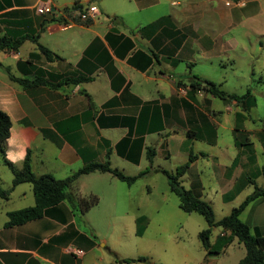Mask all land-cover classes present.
<instances>
[{"label": "crops", "instance_id": "obj_1", "mask_svg": "<svg viewBox=\"0 0 264 264\" xmlns=\"http://www.w3.org/2000/svg\"><path fill=\"white\" fill-rule=\"evenodd\" d=\"M47 1L57 14L64 13L63 21L88 4H96L101 13L88 24L75 18L63 28V21L53 20V14L37 13V4ZM229 1L234 0H110L111 5L106 0H0V36H27L17 50H2L0 62L15 76L48 81L24 87L0 67V109L12 121L5 157L19 168L30 150L35 172L49 162L46 150L52 146L54 169L66 177L89 161L103 162L107 150L110 162L116 155L121 169L127 171L130 164L137 174L166 169L154 165L158 158L166 161L180 155L186 162L192 152L197 156L181 181L202 198L206 174L222 189L224 201L235 200L249 184L264 186V0ZM75 4L79 8L69 14L63 11ZM126 7L148 12L149 22L128 25ZM103 14L106 19H101ZM113 16L118 17L117 24L111 21ZM152 22L156 26L140 29ZM36 35L61 58L48 60L30 38ZM138 49L150 55L154 51L158 58L149 65L142 55L130 62ZM191 74L219 83L228 93L242 95L250 89L255 104L247 105L249 96L239 103L203 90L190 97L188 88L178 87L176 81L186 82ZM79 75L92 78L59 87L50 84ZM148 147L155 151L151 163ZM0 157L5 163L1 152ZM21 184L6 197L0 195V264H83L93 247L107 246L106 241L99 243L97 233L80 228L68 200L41 218L5 226L9 211L35 202L34 194ZM236 185L242 189L225 198ZM240 217L252 231L264 235V196L252 200ZM216 227L212 243L223 232ZM77 242L85 243L83 248L74 246ZM233 242L242 254L222 264H238L246 254L242 242L237 238ZM107 248L104 264L154 263L150 256H146L150 261L124 262L126 255L112 244ZM216 255L207 254L200 240L197 251L170 253L162 264H221Z\"/></svg>", "mask_w": 264, "mask_h": 264}, {"label": "rangeland", "instance_id": "obj_2", "mask_svg": "<svg viewBox=\"0 0 264 264\" xmlns=\"http://www.w3.org/2000/svg\"><path fill=\"white\" fill-rule=\"evenodd\" d=\"M106 3L111 5L110 0H106ZM125 4L131 6L130 2ZM124 10L125 22L130 26L146 24L150 20L148 12L147 15L143 12L135 11V13L128 7ZM101 17V19H106L104 14ZM52 149L51 146L46 150L49 154V162L44 165L40 164L35 168V172L37 174L50 172L56 178H64V173L54 169ZM121 161V158L115 155L111 160V165L121 169L119 167L122 166ZM183 162L184 158L176 155L166 161L158 158L154 165L164 166L165 170L175 172L176 166ZM121 170L129 175L137 174L135 167L130 164L127 166V171ZM0 177V185L3 188L7 189L12 185V171L1 157ZM204 180L206 189L203 190V198L211 203L217 218L227 215L255 189L254 183L249 184L235 200L224 201L222 189H219L214 181H209L207 174ZM182 184L185 186L188 183L185 180ZM21 185L24 189H30V195L33 196L32 185L29 182H23ZM73 188V191L86 198L93 195L98 197L97 204L91 207L84 216L78 212L76 218L81 229L97 233L101 238L99 243L106 241L107 244V246L96 245L94 249L88 251L83 264H104L106 259L103 258L108 252L109 244L129 258H137L141 255L150 256L157 264L169 260L170 253L195 252L200 247V237L197 231L206 228L207 222L198 212H186L179 207V198L170 190L168 177L162 171L156 173L149 168L147 174H143L131 185L109 172L94 171L82 178L80 182L76 181ZM139 216L145 217L143 235L137 234ZM219 227L221 226L216 229ZM232 242L226 250L216 255L218 259H221V264L236 261L241 256L242 252L238 249L237 242ZM75 244L74 246L83 248L85 243Z\"/></svg>", "mask_w": 264, "mask_h": 264}, {"label": "trees", "instance_id": "obj_3", "mask_svg": "<svg viewBox=\"0 0 264 264\" xmlns=\"http://www.w3.org/2000/svg\"><path fill=\"white\" fill-rule=\"evenodd\" d=\"M77 8H79V6L75 4L72 7L64 8L63 11L69 14ZM52 18L56 21L64 20L63 15L60 17L53 16ZM91 20L92 19L82 22L88 24L91 22ZM117 20V16L111 17V21L114 24L118 23ZM156 23L157 22L149 23L140 27V29L142 31H145L156 26ZM25 38H27V36L13 39L6 35H1L0 52L4 49L17 50L23 43ZM30 38L34 42H36L37 48L45 55L48 60L61 58L58 53H55L47 46L40 43L38 41L37 35L30 36ZM128 41V43H130V47H133L135 45L132 40L128 39ZM151 54L152 55L147 54L145 51L138 49V51L133 54V56L129 57V61L134 63V58L140 57L139 55H142L141 57L145 59V65H149L153 62V57L155 59L158 58L156 52L152 51ZM0 67L5 70L12 81L17 82L24 87L48 83V81L41 76L36 77L34 80L15 76L11 73L10 69L7 66H4L1 62ZM91 78V76L79 75L66 77L58 83L50 84L53 87H59L62 83L77 84L84 80H90ZM176 83L178 87L186 86L188 88L187 93L190 95V97H192L196 92L203 90L224 100L235 99L239 103L245 101V99L249 96L251 100L247 105L255 104V97L252 96L250 89L242 95L236 93H228L221 88L219 83L210 79L201 78L196 74H191L186 82L183 81V79H178ZM11 125L12 121L9 114L6 111L0 109V152L5 163L13 173L11 187L6 189L0 185V195L2 197H6L7 193L16 185L23 182H29L32 185L35 202L33 205L9 211L8 220L5 223V226L7 227L21 225L28 221L41 218L49 208L56 206L63 200L69 201L75 214H77L78 212L81 215L84 214L92 206L97 204L98 197L93 195L90 198H86L73 191L74 184L83 174H88L94 171L109 172L114 177L118 178L121 181H125L129 185L133 184L139 177L144 174V171H141L136 175H129L121 169L113 167L110 162V150H107L106 158L103 162L97 160L89 161L64 178H56L50 173L36 174L32 169L30 150H28L22 166L18 168L5 157L6 142L7 138L10 135ZM154 152V147H148L147 157L150 163L153 160ZM196 156L197 155H194L191 152L189 160L177 166L175 172H170L165 169L162 170V172L165 173L168 177L170 190L174 192L179 198V207L186 212H198L206 220L207 227L199 232V237L203 247L207 250V254H219L234 240V238H237L238 241L242 242L246 248V254L240 259L238 264H264V235L257 229L255 231H252L250 225L247 222L243 221L240 217L241 212L252 200L260 196H264V186H259L255 183V189L252 193L247 195L238 206L232 208V210L227 215H224L223 217L217 219L211 203L195 194L192 189L186 188L182 184L181 176L186 172V170L190 166L191 161L196 158ZM246 180L248 183L254 182L251 181L250 178H247ZM241 189V185H236L234 189H232L227 195H225V198L235 195ZM144 219V216H139L137 218L138 235H142L144 232ZM216 226H221L223 232L218 234L215 242L212 243L210 240V236L212 233V229ZM92 237L96 238V235L92 234ZM121 260L128 263L135 261H150L146 256H139L137 258L127 257ZM153 264L157 263L154 262Z\"/></svg>", "mask_w": 264, "mask_h": 264}, {"label": "built area", "instance_id": "obj_4", "mask_svg": "<svg viewBox=\"0 0 264 264\" xmlns=\"http://www.w3.org/2000/svg\"><path fill=\"white\" fill-rule=\"evenodd\" d=\"M233 2H236V1L235 0L229 1L228 4L233 3ZM36 10H37V13L39 14H53L55 17H60L64 14L63 12L57 14V11L55 10L53 5L49 1L40 2L39 4H37ZM99 14H100V9L96 4H88L83 10H80L74 13L70 19L67 18V21L61 22V27L64 28V27H67L73 24L75 22L74 21L75 18H77L79 21H87V20L97 17ZM181 90L182 92H186V88L182 87ZM69 252H72L75 254L83 253L80 249H73V248H69Z\"/></svg>", "mask_w": 264, "mask_h": 264}]
</instances>
